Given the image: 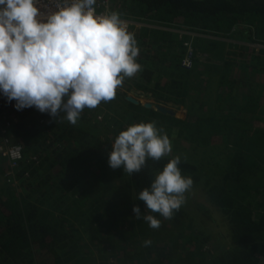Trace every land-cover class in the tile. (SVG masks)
Instances as JSON below:
<instances>
[{"label": "trees", "instance_id": "1", "mask_svg": "<svg viewBox=\"0 0 264 264\" xmlns=\"http://www.w3.org/2000/svg\"><path fill=\"white\" fill-rule=\"evenodd\" d=\"M111 2L146 24L130 29L142 70L124 83L185 115L135 104L124 86L75 125L21 109L12 137L24 160L12 170L0 155V264H264V0ZM151 121L171 156L132 175L111 168L119 132ZM176 155L200 198L186 193L171 219L154 213L153 229L134 197Z\"/></svg>", "mask_w": 264, "mask_h": 264}, {"label": "clouds", "instance_id": "2", "mask_svg": "<svg viewBox=\"0 0 264 264\" xmlns=\"http://www.w3.org/2000/svg\"><path fill=\"white\" fill-rule=\"evenodd\" d=\"M38 2L0 0V91L18 110L34 106L56 120L64 113L75 125L85 108L112 101L125 79L142 70L138 42L118 11L97 13V0H56V10L47 15ZM171 153L172 142L156 121L138 122L119 132L108 162L132 175L149 159L160 161ZM180 161L179 155L172 157L134 197L147 208L142 213L134 206L136 218L153 229L161 226L154 213L171 219L193 186Z\"/></svg>", "mask_w": 264, "mask_h": 264}, {"label": "built area", "instance_id": "3", "mask_svg": "<svg viewBox=\"0 0 264 264\" xmlns=\"http://www.w3.org/2000/svg\"><path fill=\"white\" fill-rule=\"evenodd\" d=\"M55 2L56 0H39L38 7L40 8L41 13L47 15L48 13L55 11ZM112 6L111 0H97V13L106 10L113 11ZM121 18L127 23L129 31L131 28H134L133 30H135L146 26L143 22L134 21L123 15H121ZM186 47L187 52L183 66L189 67L194 57V48L190 43H186ZM15 105V100L9 102L3 92L0 91V155L8 160L12 170L17 169L20 163L24 160L21 145L14 142L12 137V130L17 121L16 114L18 115L21 111V109L18 110Z\"/></svg>", "mask_w": 264, "mask_h": 264}, {"label": "water", "instance_id": "4", "mask_svg": "<svg viewBox=\"0 0 264 264\" xmlns=\"http://www.w3.org/2000/svg\"><path fill=\"white\" fill-rule=\"evenodd\" d=\"M131 93H132V95H130V94L127 95V97H126L127 100H129L135 104H141L142 106H144L146 108H152V109L159 111L161 113H164V114H171V115L177 116V113L172 108L173 105H171V104L164 105L161 103H155L151 99H149L148 94L138 92L135 89L131 90ZM177 117H179V116H177Z\"/></svg>", "mask_w": 264, "mask_h": 264}, {"label": "rangeland", "instance_id": "5", "mask_svg": "<svg viewBox=\"0 0 264 264\" xmlns=\"http://www.w3.org/2000/svg\"><path fill=\"white\" fill-rule=\"evenodd\" d=\"M136 30V29H135ZM137 30H139V29H137ZM182 34L184 33V32H181ZM194 33V32H193ZM192 36V35H191ZM203 36H206V37H208L207 35H205V34H203ZM210 37V36H209ZM214 39H216V37H214ZM219 40H221V41H229V40H226V39H224V38H221V39H219ZM123 86H124V88H125V91H123V92H125V93H127V95H132V93H131V90H133V89H135L134 87H131V86H129L128 84H123ZM121 89V88H120ZM135 90H137V89H135ZM138 92H140V91H138ZM142 101V100H141ZM176 109V110H175ZM174 109V111L177 113V116H179V117H183V115H185V111L182 109V108H175ZM206 148H204V150H205ZM204 150L201 152V154L204 152ZM0 176L2 177V174H0ZM188 193V196H195L196 198H200L199 197V192H197V189H193V188H191V190L189 191V192H187ZM203 200V199H202ZM219 222L220 223H222L220 220H219ZM220 229H223V228H220Z\"/></svg>", "mask_w": 264, "mask_h": 264}, {"label": "crops", "instance_id": "6", "mask_svg": "<svg viewBox=\"0 0 264 264\" xmlns=\"http://www.w3.org/2000/svg\"><path fill=\"white\" fill-rule=\"evenodd\" d=\"M136 30H137V29H136ZM173 30H174V29H173ZM173 30H172V31H173ZM181 32H183V31H181Z\"/></svg>", "mask_w": 264, "mask_h": 264}]
</instances>
